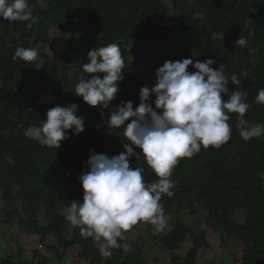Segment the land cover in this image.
Masks as SVG:
<instances>
[{"label": "trees", "instance_id": "obj_1", "mask_svg": "<svg viewBox=\"0 0 264 264\" xmlns=\"http://www.w3.org/2000/svg\"><path fill=\"white\" fill-rule=\"evenodd\" d=\"M28 3L35 5L33 14L38 17L31 29L25 26L27 22L9 23L0 17V202L9 223L15 228L14 218L24 214L21 228L42 234L43 240L52 235L65 253L73 250L76 262L151 264L138 248L128 256L130 243L123 239H118L120 247L112 249L110 257H102L99 246L103 241L82 238L79 228L69 239L66 233L71 225L60 215L73 200L82 199L77 176L87 171L89 150L108 156L124 150L122 143L127 141L122 129L107 128L111 112L121 101H131L135 108L139 89L153 83L132 66L126 53L139 50L145 66L155 56L171 61L192 58L194 62L212 58L216 61L213 69L222 64L228 75L246 70L249 75L242 79L241 90L247 92L251 107L244 118L264 124V104L255 102L259 89L264 88L256 58L257 49L264 50V0H47V8L36 0ZM240 36L249 47L235 46ZM60 43L63 52L56 50ZM109 43L121 48L123 80L109 108L91 107L74 94V86L86 75L81 65L88 62V51ZM18 46L35 48L37 59H13ZM188 71L196 70L189 66ZM228 87L235 88L231 83ZM70 104L78 105L76 115L84 117V131L69 132L59 149L41 147L23 135L30 125L39 126L49 108ZM229 115L232 134L228 142L202 147L193 157L179 159L171 176L174 195H163L160 201L164 219L175 223L174 230L164 239L153 236L167 254L177 255L188 234L185 231H192L178 220L183 211L182 216L195 213L197 204L198 211L209 214L208 227L241 243L242 264H264V136L243 141L235 127L238 114ZM129 165L143 167L146 182L156 181L135 156L129 158ZM241 211L250 214L244 227L228 220ZM44 212L45 228L39 223ZM193 239L195 248L184 258L174 256V262L195 264L200 249H211L205 232L200 230ZM154 255L153 264L165 263L161 255ZM2 264L18 263L10 257ZM40 264L48 261L41 259Z\"/></svg>", "mask_w": 264, "mask_h": 264}, {"label": "clouds", "instance_id": "obj_2", "mask_svg": "<svg viewBox=\"0 0 264 264\" xmlns=\"http://www.w3.org/2000/svg\"><path fill=\"white\" fill-rule=\"evenodd\" d=\"M36 3L41 8L48 7L47 0H36ZM34 9L35 5L30 6L28 0H0V17L9 23L27 22L25 26L29 29L38 22V17L33 14ZM235 46L241 49L249 47L247 39L243 36L235 41ZM37 57L38 52L35 48L18 46L13 59L32 62ZM256 58L261 77H264V50L257 49ZM87 60V63L81 65L86 75L75 84L73 92L91 107L109 108L110 102L116 98L118 84L123 80L125 60L121 48L117 43L93 47L87 53ZM150 62V66H145L141 59L136 66L139 73L153 82L151 87L145 85L139 89V104L134 108L131 101H121L106 121L108 129H122V135L127 141L122 143L124 150L114 156L89 150L88 159L85 161L87 171L77 176L82 189V199L73 200L70 206L60 213L71 225L72 234L79 228L82 238H92L95 242L103 241L99 246V252L105 258L112 255V249L120 247L118 239L128 242L124 233L138 222H144L148 226L147 230L155 227V231L150 234L152 237L155 234L159 240L162 234L165 238L173 232L175 223L164 219V210L160 204L163 195L169 198L174 195L172 189L175 184L171 179L173 170L180 158H191L199 153L202 147H219L228 142L232 134V126L228 123L229 114H238L235 127L243 141L264 136V124L250 123L244 118L251 107L247 103V92L241 90L242 79L249 75L246 70L228 75L222 64L213 69L212 65L216 61L212 58L194 62L192 58L171 61L159 60L155 56ZM189 66L196 71H188ZM229 83L235 86L233 90L229 89ZM225 96L228 97L227 100L224 99ZM255 102L264 104V88L259 89ZM77 111L76 104L49 108L39 126L30 125L23 135L41 147L57 150L62 141L69 139V132L78 135L84 131V117L77 116ZM126 121L129 122L125 124ZM133 146L140 149V152H135ZM133 156L137 162L143 161L152 171L157 177L155 182L145 181L143 167H130L129 158ZM184 206L185 204L182 205ZM198 209L199 206L196 204L197 211L190 212L184 217L202 220L203 222H196V226L208 234L209 239L211 229L208 227L209 214ZM241 212L246 216L242 225L234 221ZM241 212L228 216V220L239 227H244L250 214L249 211ZM183 213L184 211L182 215ZM43 215L39 223L45 228L46 212ZM182 215L178 221L192 231L187 228L188 231L185 233L188 234L178 246V251L187 239L191 240L194 249L193 237L198 238L192 233L194 231L192 227L196 226H188L182 220ZM24 217L21 213V217L14 218L16 227H11L14 235L19 237L25 232L27 237L21 238V242L42 243L41 251L37 253L38 260L25 264H40L41 259L43 263L48 261V264L86 263L73 261V250L65 253L52 235L43 240L42 234L34 235L29 229L21 228L20 221ZM7 225L1 227L4 229ZM211 233L216 237L221 236L224 243L229 240L236 242L235 247H231L229 243L228 247L221 246L219 255L222 258L232 259L233 264L243 263L244 250L237 239L224 238L223 232L217 233L215 230ZM12 236L8 235V240H0V264L10 257L20 264L21 259L14 255L15 243L11 248L7 247ZM49 239L58 243V247L48 245ZM212 243L211 240V245ZM44 247L47 253L43 251ZM59 249L62 251L59 252ZM191 250L186 252L185 256ZM7 252L11 255L2 257V254ZM174 256L185 257L171 255L163 264H183L181 261L174 262ZM239 257H242L241 261H238Z\"/></svg>", "mask_w": 264, "mask_h": 264}, {"label": "rangeland", "instance_id": "obj_3", "mask_svg": "<svg viewBox=\"0 0 264 264\" xmlns=\"http://www.w3.org/2000/svg\"><path fill=\"white\" fill-rule=\"evenodd\" d=\"M56 50L63 52L65 50V47L63 45L58 44L56 46ZM126 57L128 58L129 62L132 64V66H138L139 61L142 59L141 55L139 54V50L132 48L130 50H128V52L126 53ZM76 65L75 63H72V67ZM77 67V66H76ZM76 67H74V69H76ZM153 80H155V76L153 77ZM152 100V99H151ZM6 211L4 210V206L3 204L0 202V220L2 221V225L1 226H5L8 223L9 220V216L5 213ZM205 216H207L205 214ZM182 220L185 221V223L188 226H196V222H203L202 220H199L197 218H190V217H184L182 216ZM246 220V216L244 212L239 213L234 221L237 224H244ZM0 221V223H1ZM44 223V221H43ZM198 225V223H197ZM0 226V240L2 239H7L8 235L13 234V236L10 239L9 245L7 246L8 248H11V246L14 245L15 243V256L18 259H21L19 261L20 264H25L27 262H33V261H37L38 260V255L37 253H39L40 247L42 245L41 242H21L20 239L23 237H27L25 234V232L21 233V236L17 237L14 235V233L11 230V225H7L6 227H4V229ZM194 230V233L198 236L200 234V230L197 226L196 227H192ZM203 229H207L206 227H202ZM75 229V228H74ZM148 226L144 223V222H138L136 225H134L128 232L124 233L125 234V238L126 240L130 243V245L127 247V251H128V256L130 255H134L136 253H134L136 251V248L139 249V251L141 252V255L143 257L144 260H147L149 263L153 264L154 262H152L154 260V254H158L162 256V260L165 262L166 258H168L169 254H167L165 252V249L162 245V243L156 241L154 239V237L151 236L150 232H154L155 231V227L152 230H147ZM214 230L213 228L210 229V235H209V239L210 242L212 240V245L214 246V248L211 249H206V248H202L200 249V251L198 252V255L196 257V264H233V260L228 258V257H224L222 258L219 255L220 249L222 248L221 246L224 245L226 247H228V243L231 247H235V241L233 240H229L228 242L224 243L221 240V236H213V234L211 233V231ZM73 231V230H71ZM69 231L68 232V238L72 239L73 238V234L72 232ZM164 234H162V236H159V238L163 239L164 238ZM159 240V239H158ZM234 242V243H232ZM48 245L50 246H55L58 247V243H55L53 241V239H49L48 240ZM238 245V243H237ZM240 247V246H239ZM192 249V243L190 239H187L185 241V243H183V245L180 248V251L178 253H176L179 256H185L186 252H188L189 250ZM45 253H47V249L44 247L43 250ZM62 249H59V252H61ZM11 253L7 252V253H3L2 257H8L10 256ZM240 259L238 261H241L242 257H239ZM79 264V263H78ZM86 264V263H84ZM163 264V263H162Z\"/></svg>", "mask_w": 264, "mask_h": 264}]
</instances>
